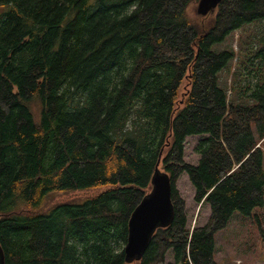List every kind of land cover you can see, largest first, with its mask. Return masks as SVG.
Wrapping results in <instances>:
<instances>
[{
    "label": "trees",
    "instance_id": "trees-1",
    "mask_svg": "<svg viewBox=\"0 0 264 264\" xmlns=\"http://www.w3.org/2000/svg\"><path fill=\"white\" fill-rule=\"evenodd\" d=\"M197 2L0 0L4 264H165L169 249L173 264H217L215 233L263 205L264 45L243 54L254 82L238 86L242 101L218 80L234 50L211 46L264 19V0H221L196 22L187 7ZM201 134L198 162H185V137ZM156 166L173 218L126 262L128 221ZM182 172L210 208L192 229L175 188ZM84 189L100 191L44 209Z\"/></svg>",
    "mask_w": 264,
    "mask_h": 264
},
{
    "label": "rangeland",
    "instance_id": "rangeland-1",
    "mask_svg": "<svg viewBox=\"0 0 264 264\" xmlns=\"http://www.w3.org/2000/svg\"><path fill=\"white\" fill-rule=\"evenodd\" d=\"M196 4L191 3L187 7V15L193 21L201 17L196 12ZM211 18V17H210ZM208 17L205 21L210 20ZM262 42V44H260ZM264 45V19L257 20L245 27L229 33L224 41L212 44L214 51L224 48L234 50L235 57L219 71V83L231 91L234 86L236 90L229 91V96L237 101H242L237 91L238 86L246 83L251 78L247 76L246 67L250 63H241L245 51L259 48ZM256 60L253 59V63ZM250 64V65H249ZM254 68V67H253ZM238 70L235 76V71ZM240 71V72H239ZM241 73V74H240ZM254 82L251 79V83ZM235 83V85H233ZM207 134L188 135L184 139L183 160L190 164H196L199 154L195 152L197 143L205 138ZM262 166L264 169V152ZM175 188L179 197L184 202L186 214V227L192 229L204 225L210 215L207 203H197L194 200V189L186 173L182 172L175 181ZM100 189L72 190L54 194L47 201L44 209L61 202H80L88 197L96 195ZM213 258L217 264H264V203L253 208L249 215L233 212L227 224L214 235ZM165 264H173V253L169 249L164 255Z\"/></svg>",
    "mask_w": 264,
    "mask_h": 264
},
{
    "label": "water",
    "instance_id": "water-1",
    "mask_svg": "<svg viewBox=\"0 0 264 264\" xmlns=\"http://www.w3.org/2000/svg\"><path fill=\"white\" fill-rule=\"evenodd\" d=\"M220 1L198 0L197 14L204 16L213 12ZM150 186V191L135 206L128 221V235L124 246L126 262L139 260L156 228L168 226L173 218L171 181L168 173L156 166L150 179ZM0 264H4L1 247Z\"/></svg>",
    "mask_w": 264,
    "mask_h": 264
}]
</instances>
